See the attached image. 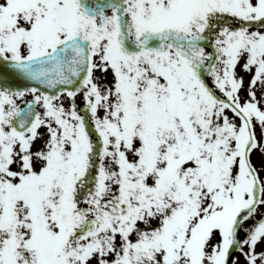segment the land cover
<instances>
[{
	"label": "snow or ice",
	"instance_id": "obj_1",
	"mask_svg": "<svg viewBox=\"0 0 264 264\" xmlns=\"http://www.w3.org/2000/svg\"><path fill=\"white\" fill-rule=\"evenodd\" d=\"M0 264H264V0H0Z\"/></svg>",
	"mask_w": 264,
	"mask_h": 264
}]
</instances>
